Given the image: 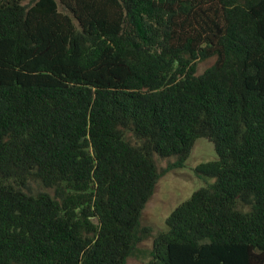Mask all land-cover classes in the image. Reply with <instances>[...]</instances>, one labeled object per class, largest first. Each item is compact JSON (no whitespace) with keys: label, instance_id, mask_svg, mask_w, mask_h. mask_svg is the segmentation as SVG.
Returning <instances> with one entry per match:
<instances>
[{"label":"trees","instance_id":"obj_1","mask_svg":"<svg viewBox=\"0 0 264 264\" xmlns=\"http://www.w3.org/2000/svg\"><path fill=\"white\" fill-rule=\"evenodd\" d=\"M198 138L145 264H264V0H0V264H125Z\"/></svg>","mask_w":264,"mask_h":264},{"label":"rangeland","instance_id":"obj_2","mask_svg":"<svg viewBox=\"0 0 264 264\" xmlns=\"http://www.w3.org/2000/svg\"><path fill=\"white\" fill-rule=\"evenodd\" d=\"M214 61L215 58H211L199 62L198 71H204ZM216 157L213 142L207 138H198L184 167L169 169V163L174 162L175 157L158 160V164L164 173L141 217L142 225L150 227L151 232L139 242L137 256L129 257L125 264H145L148 261L149 252L153 246V236L166 229L167 217L177 206L187 200L197 188L212 181L198 175L195 171L196 167L200 163Z\"/></svg>","mask_w":264,"mask_h":264}]
</instances>
